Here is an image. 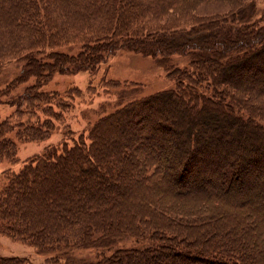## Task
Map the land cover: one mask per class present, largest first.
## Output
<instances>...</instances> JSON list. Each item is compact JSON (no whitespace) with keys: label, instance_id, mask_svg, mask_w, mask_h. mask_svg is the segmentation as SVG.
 <instances>
[{"label":"trees","instance_id":"16d2710c","mask_svg":"<svg viewBox=\"0 0 264 264\" xmlns=\"http://www.w3.org/2000/svg\"><path fill=\"white\" fill-rule=\"evenodd\" d=\"M181 2L187 0H0V65L25 60L8 89L27 76L48 79L70 66L93 71L123 48L157 55L176 85L119 106L71 145L47 146L17 172L5 173L0 233L28 242L41 254L68 257L67 249L76 246L101 252L98 259L78 264H264V165L257 166L264 149L243 141L236 147L247 154L241 159L235 147L221 148L229 141L226 132L216 136L204 126L177 130L179 114L145 112L172 98L198 116L214 107L220 118L228 114L241 126L242 121L254 124L253 135L264 140V122L253 120L264 121V65L249 80L244 73L226 77L227 68L243 72L244 65L264 57V18L214 30L208 29L209 21L171 28L137 19L165 14ZM211 35L222 39L219 50L207 45ZM66 42L82 43L81 51L75 56L52 51ZM46 49L49 60L36 56ZM173 54L191 61L179 67L171 61ZM254 96L255 106L245 102ZM17 100V106H39L42 116L16 138L39 141L50 136L53 120L61 117L53 104L62 111L71 107L36 86ZM245 109L249 113L243 117L239 112ZM132 121L130 135L102 145L107 126ZM164 126L172 132L161 134ZM140 127L147 134L138 133ZM13 130L8 119L0 121V158L13 159L15 145L6 137ZM67 166L81 180H70ZM247 171L251 178L246 180ZM125 236L142 242L119 246ZM0 264L30 263L24 256L0 255Z\"/></svg>","mask_w":264,"mask_h":264},{"label":"rangeland","instance_id":"374dc122","mask_svg":"<svg viewBox=\"0 0 264 264\" xmlns=\"http://www.w3.org/2000/svg\"><path fill=\"white\" fill-rule=\"evenodd\" d=\"M178 5L177 9L170 10L157 17L150 18L148 15H145L137 17V19L146 25H148L147 22L151 23L152 27L171 28L190 24L197 25L200 22L207 24L209 21L213 24L209 27L207 26L208 29L212 28L214 30L219 26H226L231 22H234V25H239L240 23L261 22L264 18V0H239L233 3L224 2L223 0H195L194 2L187 0V2H181ZM147 28L148 26L143 30L146 31ZM206 43L212 50H219L223 44L222 39L217 35H211V38ZM81 49L82 43L66 42L65 44L53 47L52 51L62 52L68 56H75ZM253 49H256V47ZM50 51V49H46L42 53L38 52L36 56L42 60H49L48 53ZM170 58L172 63L179 67H184L191 61L190 56H180L178 54H173ZM259 60V63H247V65H244L242 68L243 72L238 71L236 73L235 70L227 68L226 77L232 79L235 76H241L239 73H244L246 78L243 79H252L258 72L260 65H264V57H260ZM162 64V60L157 55L153 56L131 48H123L112 54L104 64L98 66L93 71L81 70L76 72L70 66L67 72H52L48 79H36V77L27 76L22 81L15 82L14 87L11 89H8V86L22 73L25 67V60L11 59L1 64L0 92L2 94L0 95V121L8 119L11 125L14 126V130L8 133L6 137L14 142L15 154L13 159L0 158V189L6 184L5 173L17 172L27 161L40 154L47 146L60 147L61 142L71 145L81 135L86 136L87 130L96 120L114 111L119 106L151 93L175 87L174 80L169 77L168 71ZM233 65H235V62H232L231 66ZM204 84L206 85L207 83L204 82ZM32 86H36L37 90L56 93L57 99L71 105L69 109L62 111L53 104V110L61 112V117L58 120H53L54 129L50 136L40 141L32 140L28 137L24 138V136L18 138L15 136L18 131L22 132L26 125L31 123L36 124L35 120L38 116H42L40 115L39 106L28 108L24 103L17 106L18 97L23 95L25 90ZM245 102H250L251 105L255 106L257 101L254 96L252 100L247 99ZM154 104V107L156 106L155 109L152 107L145 110L149 115L160 112L162 113L161 115L167 116L169 113L171 114L170 118H172L173 114L177 113L183 118L174 129L178 130L184 127L195 132L196 128H203L204 126L212 129L216 136H224L226 132V138L229 141L221 148L223 151H226L227 147H235L234 150H236L237 154L233 155L239 156L241 159H245L247 154H244L240 149H236V147L243 143V141L250 143L253 147L264 149V140L258 134L253 135L255 133L254 124L242 121L243 125L241 126L238 122L228 117V114L220 118L216 114L215 109H213L214 107H211L203 115L198 116L192 113L190 109L178 103L175 98H172V100L160 99ZM163 109L167 110V112ZM239 113L245 117L249 112L245 109L244 112L240 111ZM165 119L168 120L166 117ZM253 120L260 123L264 122L256 116ZM20 123L23 124L22 127L18 126ZM134 124V121H132L129 124L115 123L107 126V132L102 134L99 140L102 142V145H105L107 140L114 139L118 135H130L129 129ZM139 130L140 132L138 133L141 134H147L148 131V129L146 130V128L142 127ZM171 130V126H164L159 131L164 135ZM221 148L220 150H222ZM231 158L233 159L234 157L231 156ZM261 161V163H257V166L264 165V160ZM250 165H254V163ZM189 169L195 170L193 165L190 164ZM67 170H69L67 177L70 180L73 182L77 179L81 180V177L76 175V170H73V168L71 170L68 166ZM245 175L246 180L250 179L251 171H247ZM68 183L72 182L68 181ZM64 189L69 188L65 187ZM141 242L134 237L125 236L119 239L118 245L130 247L141 244ZM96 250L94 247L76 246L67 249L69 253L68 257L67 255L64 256V254L59 255L58 253L41 254L37 252L35 247L29 245L28 242L0 233V255L24 256L30 264H78L80 260L98 259L101 252H97Z\"/></svg>","mask_w":264,"mask_h":264}]
</instances>
